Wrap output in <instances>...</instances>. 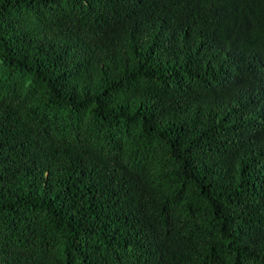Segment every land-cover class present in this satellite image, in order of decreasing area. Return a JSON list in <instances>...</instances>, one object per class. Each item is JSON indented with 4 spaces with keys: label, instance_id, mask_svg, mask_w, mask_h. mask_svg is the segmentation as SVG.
Returning <instances> with one entry per match:
<instances>
[{
    "label": "trees",
    "instance_id": "obj_1",
    "mask_svg": "<svg viewBox=\"0 0 264 264\" xmlns=\"http://www.w3.org/2000/svg\"><path fill=\"white\" fill-rule=\"evenodd\" d=\"M0 264H264V0H0Z\"/></svg>",
    "mask_w": 264,
    "mask_h": 264
}]
</instances>
